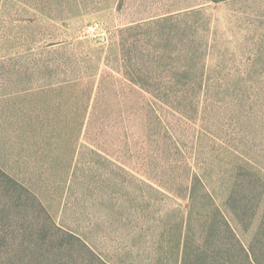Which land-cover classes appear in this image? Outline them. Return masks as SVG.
Wrapping results in <instances>:
<instances>
[{
  "label": "rangeland",
  "instance_id": "rangeland-1",
  "mask_svg": "<svg viewBox=\"0 0 264 264\" xmlns=\"http://www.w3.org/2000/svg\"><path fill=\"white\" fill-rule=\"evenodd\" d=\"M0 169V264H179L264 197V0H0Z\"/></svg>",
  "mask_w": 264,
  "mask_h": 264
},
{
  "label": "trees",
  "instance_id": "trees-1",
  "mask_svg": "<svg viewBox=\"0 0 264 264\" xmlns=\"http://www.w3.org/2000/svg\"><path fill=\"white\" fill-rule=\"evenodd\" d=\"M237 184L234 180V187ZM4 191L10 198L30 199L45 212L26 186L0 169V192ZM241 191L229 193L224 209L213 206L206 217H194L193 212L184 217L179 264H264V197L252 209V190Z\"/></svg>",
  "mask_w": 264,
  "mask_h": 264
}]
</instances>
